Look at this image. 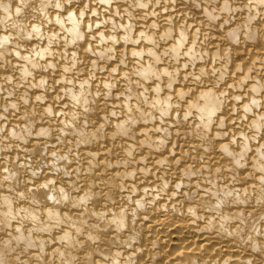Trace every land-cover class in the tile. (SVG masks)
I'll return each instance as SVG.
<instances>
[{
  "label": "bare ground",
  "instance_id": "6f19581e",
  "mask_svg": "<svg viewBox=\"0 0 264 264\" xmlns=\"http://www.w3.org/2000/svg\"><path fill=\"white\" fill-rule=\"evenodd\" d=\"M0 264H264V0H0Z\"/></svg>",
  "mask_w": 264,
  "mask_h": 264
}]
</instances>
